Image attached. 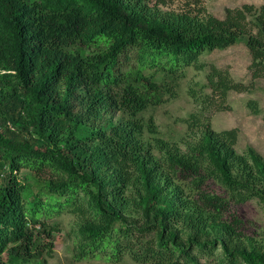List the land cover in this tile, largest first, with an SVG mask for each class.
<instances>
[{
	"label": "trees",
	"instance_id": "1",
	"mask_svg": "<svg viewBox=\"0 0 264 264\" xmlns=\"http://www.w3.org/2000/svg\"><path fill=\"white\" fill-rule=\"evenodd\" d=\"M242 41L264 74V5L218 19L143 0H0V259L41 264L58 231L47 220L66 212L78 261L264 264L252 240L231 246L246 236L223 219L232 203H264V161L237 152L238 130L203 123L184 153L157 140L159 157L142 140L187 68ZM207 79L222 98L246 90L214 67Z\"/></svg>",
	"mask_w": 264,
	"mask_h": 264
},
{
	"label": "rangeland",
	"instance_id": "2",
	"mask_svg": "<svg viewBox=\"0 0 264 264\" xmlns=\"http://www.w3.org/2000/svg\"><path fill=\"white\" fill-rule=\"evenodd\" d=\"M143 3L156 13L189 14L200 18L207 13L224 19L228 9L241 8L246 4L260 8L264 5V0H143ZM203 10L204 13L201 14ZM199 62L198 68H187L185 77L176 86L175 97L167 98L165 103L150 109L145 115V123L151 127L144 131L143 142L150 145L151 152L157 157L160 155L157 140H166L171 147H179L184 153L188 146L200 140L203 130L201 124L209 123L216 132L237 129V152L243 154L252 149L264 161V74L258 77L253 75L252 56L245 42L224 50L207 52ZM213 67L228 73L231 80L243 84L246 90L230 91L226 98L215 94L207 79ZM252 105L257 108L253 109ZM113 117L115 122L124 120L120 114ZM197 121V126H191ZM21 176L28 177L33 182L26 171H22ZM211 188L213 192L222 194L217 185ZM127 218L136 221L139 215L129 213ZM223 219L228 223L238 219L246 236L233 241L231 246L249 245L252 240L254 246L264 249V203L257 199L243 204L232 203ZM47 222L57 226L58 231L51 240L54 251L51 255L43 253L38 261L41 264H143L134 261L129 255L119 262L104 258L78 261L74 257L78 234L76 217L64 212ZM208 233L216 237V232L210 228ZM9 254L7 252L1 257L0 264H9Z\"/></svg>",
	"mask_w": 264,
	"mask_h": 264
}]
</instances>
